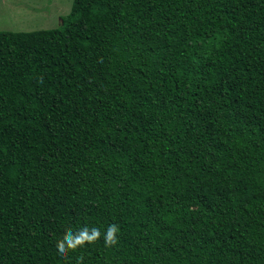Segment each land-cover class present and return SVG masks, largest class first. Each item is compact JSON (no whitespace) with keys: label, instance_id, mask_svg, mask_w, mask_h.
Listing matches in <instances>:
<instances>
[{"label":"trees","instance_id":"trees-1","mask_svg":"<svg viewBox=\"0 0 264 264\" xmlns=\"http://www.w3.org/2000/svg\"><path fill=\"white\" fill-rule=\"evenodd\" d=\"M57 24L0 31V264H264V0H73Z\"/></svg>","mask_w":264,"mask_h":264},{"label":"rangeland","instance_id":"rangeland-1","mask_svg":"<svg viewBox=\"0 0 264 264\" xmlns=\"http://www.w3.org/2000/svg\"><path fill=\"white\" fill-rule=\"evenodd\" d=\"M73 0H0V31L53 29L71 10Z\"/></svg>","mask_w":264,"mask_h":264},{"label":"clouds","instance_id":"clouds-1","mask_svg":"<svg viewBox=\"0 0 264 264\" xmlns=\"http://www.w3.org/2000/svg\"><path fill=\"white\" fill-rule=\"evenodd\" d=\"M120 231L118 225L111 224L104 233V242L106 246H113L117 244V233ZM101 238V231L99 228L93 227L91 229L85 227L76 233L67 231L61 240L57 241V250L61 256L67 254L70 250H76L85 244L95 243Z\"/></svg>","mask_w":264,"mask_h":264}]
</instances>
